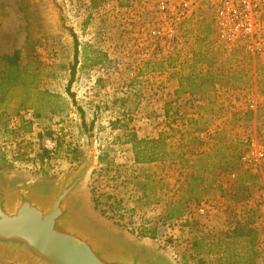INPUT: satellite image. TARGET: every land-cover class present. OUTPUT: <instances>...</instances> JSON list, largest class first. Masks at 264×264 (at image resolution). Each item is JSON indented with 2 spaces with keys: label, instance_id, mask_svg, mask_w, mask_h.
I'll use <instances>...</instances> for the list:
<instances>
[{
  "label": "rangeland",
  "instance_id": "rangeland-1",
  "mask_svg": "<svg viewBox=\"0 0 264 264\" xmlns=\"http://www.w3.org/2000/svg\"><path fill=\"white\" fill-rule=\"evenodd\" d=\"M158 1L0 0V74L1 57L14 50L20 74L0 88V173L56 180L86 161L92 138L97 162L83 193L98 220L174 264H235L237 244L214 243L245 224L256 235L253 263L264 264V161L256 173L239 161L250 138L264 146V56L225 46L216 0H199L183 18L182 0H166L176 37L156 43L148 30L158 21ZM132 63L138 72L130 73ZM100 65L109 70L93 78ZM186 74L213 83L191 96L172 90ZM167 108L163 127L153 118ZM21 118L31 124L23 128ZM129 133H166L168 154L134 163ZM45 137L56 140L52 157L41 146ZM177 201L183 216L166 220ZM196 236L214 245L198 254ZM0 264L23 263L0 256Z\"/></svg>",
  "mask_w": 264,
  "mask_h": 264
},
{
  "label": "water",
  "instance_id": "water-1",
  "mask_svg": "<svg viewBox=\"0 0 264 264\" xmlns=\"http://www.w3.org/2000/svg\"><path fill=\"white\" fill-rule=\"evenodd\" d=\"M97 162L87 159L56 180L0 173V256L23 264H174L88 210L84 184Z\"/></svg>",
  "mask_w": 264,
  "mask_h": 264
},
{
  "label": "built area",
  "instance_id": "built-area-1",
  "mask_svg": "<svg viewBox=\"0 0 264 264\" xmlns=\"http://www.w3.org/2000/svg\"><path fill=\"white\" fill-rule=\"evenodd\" d=\"M198 1L182 0L181 5L184 11L179 13L178 16L182 18L186 16L185 11L190 6L196 5ZM216 1L218 3L216 16L217 31L225 46L229 48L241 47L252 55L264 56V0ZM172 8L166 0H159L156 4L158 21L148 30L151 39L156 41V43L160 44L162 41L168 43L175 40L177 32L176 22L170 18L171 15L169 13V9L172 10ZM133 46L137 49L136 45ZM149 54H152V51H145V54L143 52L145 57ZM137 56L140 57L139 54ZM108 58L112 57L108 55ZM133 59H135V55L129 57L128 61L132 62ZM108 70V66H98L94 70V73L92 72L93 78L98 77L99 73ZM139 70L140 67H135L132 63L130 73H136ZM126 117H128V114H126ZM153 121L163 127L167 125V118L164 112L155 116ZM206 135V132L197 134L200 138H204ZM41 146L47 152L48 157H52L56 148V140L52 137H45L41 139ZM239 161L244 169L251 173H256L264 161V146L259 144L256 139L250 138L246 147L240 153ZM231 175L234 176V173L231 172ZM197 212L203 213L204 207L198 206Z\"/></svg>",
  "mask_w": 264,
  "mask_h": 264
},
{
  "label": "trees",
  "instance_id": "trees-1",
  "mask_svg": "<svg viewBox=\"0 0 264 264\" xmlns=\"http://www.w3.org/2000/svg\"><path fill=\"white\" fill-rule=\"evenodd\" d=\"M18 58L19 51L14 50L12 54H4L1 57L2 62L5 63V68L0 74V88H4L6 86H11L12 82L16 80L19 74L18 67ZM99 61V57L95 56L92 59V63H97ZM77 60L75 59L74 64L72 66V71H74V66ZM211 78V73L208 72ZM181 84L180 87L177 88V91H183L191 96L196 92H202L205 87L211 86L212 81L202 75H184L180 78ZM166 116L169 115L168 108L163 111ZM175 112V111H174ZM177 113V112H175ZM21 124L23 128H27V125L31 124V120L21 118ZM173 128V127H172ZM171 128V129H172ZM50 135V133H48ZM165 139L166 133H160L157 137L153 138H137L134 133H129L124 142L131 144V150L133 153V162L136 164H150L155 163L164 158V156L168 153L165 151ZM241 153V152H240ZM240 156V154H239ZM150 176L148 174H144V185ZM195 180L190 177L188 181V192L193 195L195 192ZM204 190V189H202ZM196 202L200 199L198 197L194 198ZM94 206L97 205V200L95 198L92 199ZM184 205L181 201H177L175 204L169 205V207L165 211L164 218L166 220H171L175 218H181L184 214ZM255 232L252 231L250 227L245 224H238L233 227L231 231L223 234V236L219 237L217 241L214 243L215 245H220V243L225 244H234L232 250V255L235 257V264H254V258L257 256V250L255 249ZM244 242V243H243ZM193 250L198 253L208 252L210 249V245H214L211 242H207L206 237L196 236L191 241ZM231 254V253H230ZM217 259V258H216Z\"/></svg>",
  "mask_w": 264,
  "mask_h": 264
},
{
  "label": "crops",
  "instance_id": "crops-1",
  "mask_svg": "<svg viewBox=\"0 0 264 264\" xmlns=\"http://www.w3.org/2000/svg\"><path fill=\"white\" fill-rule=\"evenodd\" d=\"M176 88H178L177 85H174V87L172 88V90H174V89L176 90Z\"/></svg>",
  "mask_w": 264,
  "mask_h": 264
}]
</instances>
